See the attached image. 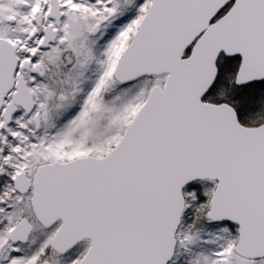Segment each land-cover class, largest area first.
I'll use <instances>...</instances> for the list:
<instances>
[{"label": "snow or ice", "instance_id": "snow-or-ice-1", "mask_svg": "<svg viewBox=\"0 0 264 264\" xmlns=\"http://www.w3.org/2000/svg\"><path fill=\"white\" fill-rule=\"evenodd\" d=\"M0 264H264V0H0Z\"/></svg>", "mask_w": 264, "mask_h": 264}]
</instances>
